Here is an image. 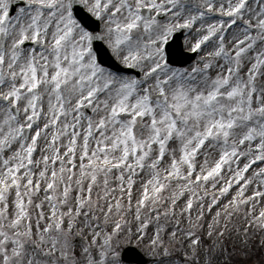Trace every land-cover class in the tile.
Listing matches in <instances>:
<instances>
[{"label": "snow or ice", "instance_id": "obj_1", "mask_svg": "<svg viewBox=\"0 0 264 264\" xmlns=\"http://www.w3.org/2000/svg\"><path fill=\"white\" fill-rule=\"evenodd\" d=\"M0 264H264V0H0Z\"/></svg>", "mask_w": 264, "mask_h": 264}]
</instances>
